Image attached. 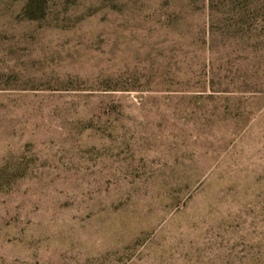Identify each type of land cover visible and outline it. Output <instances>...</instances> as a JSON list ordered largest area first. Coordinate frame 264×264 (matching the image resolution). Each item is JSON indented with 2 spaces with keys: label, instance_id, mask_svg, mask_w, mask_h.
Here are the masks:
<instances>
[{
  "label": "rangeland",
  "instance_id": "374dc122",
  "mask_svg": "<svg viewBox=\"0 0 264 264\" xmlns=\"http://www.w3.org/2000/svg\"><path fill=\"white\" fill-rule=\"evenodd\" d=\"M0 264H264V0H0Z\"/></svg>",
  "mask_w": 264,
  "mask_h": 264
}]
</instances>
